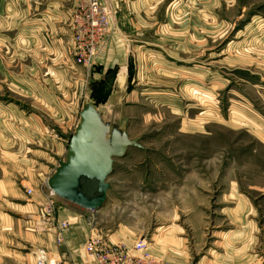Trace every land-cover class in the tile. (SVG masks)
<instances>
[{
    "label": "rangeland",
    "instance_id": "374dc122",
    "mask_svg": "<svg viewBox=\"0 0 264 264\" xmlns=\"http://www.w3.org/2000/svg\"><path fill=\"white\" fill-rule=\"evenodd\" d=\"M101 1L110 37L118 27L147 33L166 66L147 58L130 102L98 106L143 149L115 160L108 201L93 212L96 235L128 251L145 240L171 264H264V0ZM73 6L0 0V264H36L40 251L49 254L40 236H57L67 222L47 183L84 105L95 104V66H79L73 48L82 72L63 77L61 61L45 52L51 29L40 22L51 21L54 33L66 28L70 39ZM19 113L40 122L36 138L27 125L26 142L19 139ZM44 207L47 230L36 222ZM113 236L120 241L110 243Z\"/></svg>",
    "mask_w": 264,
    "mask_h": 264
},
{
    "label": "crops",
    "instance_id": "0c3cea01",
    "mask_svg": "<svg viewBox=\"0 0 264 264\" xmlns=\"http://www.w3.org/2000/svg\"><path fill=\"white\" fill-rule=\"evenodd\" d=\"M134 13L140 23L141 21H144L143 16L139 11H135ZM126 18L127 16L124 15L122 17V22L123 20L125 21ZM60 21L64 20H61L60 18ZM40 23L43 27L47 25L45 28H50L51 34L53 35L52 38L48 35L43 37V40H50V43H52L51 45H47L48 47L45 48V52L51 55L54 60L56 59L57 61H61V65L63 67L61 73L63 74V77L66 76L68 77V80H71V72H82V70L78 68L74 62L75 58L72 54V50L74 48L72 38H67L66 34L68 33L64 27H57L59 31H55L54 33L52 32V30H54V26L51 25V21ZM63 23H65V21ZM27 29L30 30L29 27ZM118 30V33H115V35L105 40L104 45L100 49L99 59L93 69L94 73L92 75V79L94 83L92 86L93 91L91 92V98L95 102L93 105L97 110L99 109L98 106L102 108V106L104 107L109 104L120 105L123 101L130 102V100L135 97L137 91L135 89L130 91V87L134 86L136 81L137 83L141 82V73L143 72L142 70H144L145 62L148 61L147 58L154 59L156 61L158 60L157 62L160 63L159 66H163L164 64L162 57L157 55V57L154 56L152 51L156 50L159 54H161L162 46L150 45L149 41L146 40V38H148L147 33L127 34L126 32L123 33L120 27H118ZM174 33L175 32L166 34L168 36L170 35L171 38L174 39L177 35V33ZM155 34L161 39L163 38L165 32ZM30 36L31 35H28L25 39L28 43H30V41H35ZM32 36H35V34L33 33ZM138 38L140 40H138L139 42L136 41ZM130 52L131 55L134 53L133 56L130 55ZM164 66H166V64H164ZM147 78V80L150 81L152 76ZM38 95H40L39 91ZM16 116V119L19 120L18 126L21 128V130L18 128L19 139L26 142L27 125H31V127L34 128L33 133L36 138V130H41L40 122L34 118L25 119L21 113H19V115L16 114ZM63 202L66 205H62L63 210L59 213L58 220L59 222L67 221L70 225L67 230L61 232L62 239H64L63 244L57 246L56 239L58 235H54L53 238L51 237L48 239L40 236V245L43 246V249L49 251V254H52L54 257L62 260L63 264H95L94 260L87 258L84 253V246L89 236L87 219L90 211L87 212L64 200ZM120 239L121 237L119 238L118 236H113L108 239V241L113 244L116 241H120Z\"/></svg>",
    "mask_w": 264,
    "mask_h": 264
},
{
    "label": "water",
    "instance_id": "95a60500",
    "mask_svg": "<svg viewBox=\"0 0 264 264\" xmlns=\"http://www.w3.org/2000/svg\"><path fill=\"white\" fill-rule=\"evenodd\" d=\"M80 123L72 136L65 162L48 180V188L58 199L87 212H98L108 201L115 160L133 149L143 148L130 141L125 130L104 120L92 103L80 114Z\"/></svg>",
    "mask_w": 264,
    "mask_h": 264
},
{
    "label": "built area",
    "instance_id": "2783aa9c",
    "mask_svg": "<svg viewBox=\"0 0 264 264\" xmlns=\"http://www.w3.org/2000/svg\"><path fill=\"white\" fill-rule=\"evenodd\" d=\"M71 13L70 28L75 58L79 66L91 69L99 59L100 49L105 40L110 38L113 32L111 14L101 0H74ZM43 209L42 215L36 222L47 230L46 227L51 223L52 216L48 214L51 210L48 207ZM91 213L90 219H87L89 236L84 246V253L87 258L93 259L95 264H171L153 257L148 251L149 246L145 240L138 241L131 251L122 245L110 246L104 238L96 235L95 219L93 212ZM69 226L68 222L61 223L57 234L59 245L63 244L64 240L61 232L67 230ZM39 254L42 257H37L36 264H63L62 260L46 252L40 251Z\"/></svg>",
    "mask_w": 264,
    "mask_h": 264
},
{
    "label": "bare ground",
    "instance_id": "6f19581e",
    "mask_svg": "<svg viewBox=\"0 0 264 264\" xmlns=\"http://www.w3.org/2000/svg\"><path fill=\"white\" fill-rule=\"evenodd\" d=\"M37 257H38V258H41V257H42V255L38 253Z\"/></svg>",
    "mask_w": 264,
    "mask_h": 264
}]
</instances>
